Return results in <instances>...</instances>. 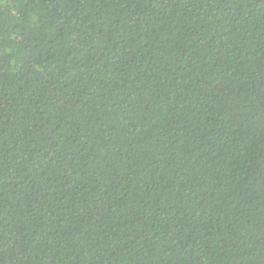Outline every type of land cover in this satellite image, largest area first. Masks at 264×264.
Here are the masks:
<instances>
[{
    "label": "trees",
    "instance_id": "16d2710c",
    "mask_svg": "<svg viewBox=\"0 0 264 264\" xmlns=\"http://www.w3.org/2000/svg\"><path fill=\"white\" fill-rule=\"evenodd\" d=\"M0 264H264V0H0Z\"/></svg>",
    "mask_w": 264,
    "mask_h": 264
}]
</instances>
